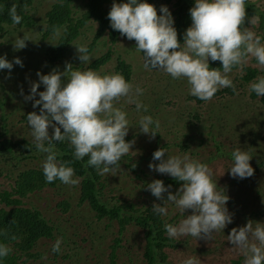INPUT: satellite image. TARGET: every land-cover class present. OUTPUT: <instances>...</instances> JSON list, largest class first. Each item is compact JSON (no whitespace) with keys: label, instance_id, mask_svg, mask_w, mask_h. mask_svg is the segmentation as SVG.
Masks as SVG:
<instances>
[{"label":"rangeland","instance_id":"rangeland-1","mask_svg":"<svg viewBox=\"0 0 264 264\" xmlns=\"http://www.w3.org/2000/svg\"><path fill=\"white\" fill-rule=\"evenodd\" d=\"M56 1L34 0L24 9L23 14L27 15V19L22 18L21 25L12 21L8 24L9 31L0 40V55H4L10 62L13 57H18L22 62V67L13 64L10 71L0 70V84L7 86L9 84L10 88L11 86L16 88L17 82L12 81L14 77L20 78L18 75L20 70H24L22 74H36L37 71L41 73L43 67L50 65L45 60V53L47 54L50 46L57 43L62 29L58 28L55 33L41 39L44 29H39V27H45V14L52 9ZM112 2L113 0H110L108 6H111ZM116 2L119 3L120 0ZM177 2V0L167 2L152 0V4L158 7V13L161 5L167 6L173 17L177 40L182 43L183 33L190 25L191 19L188 18V25L178 23L179 30L176 28V22L178 17L183 18L186 13H189V4L193 5V0ZM68 6L76 10V14H79L82 9L80 0H71ZM180 6L183 11L178 14L177 10ZM254 16L259 17V23L251 26L248 21ZM241 27H250L264 41V0H245V17ZM95 28V22L86 23L78 37L66 47L65 60L54 61V64L58 63L57 67L56 65L53 67L61 72L65 70L66 63L71 64L73 68L87 67L88 64L81 65L76 58L77 52L73 44H88ZM23 35L33 41H25L24 48L14 50L13 42L16 36L22 37ZM101 39V42L89 52L93 56L90 57L89 62L102 56L109 49L111 52L109 60L96 71L102 74L119 72L117 71V58L130 64V73L125 80L133 87L138 85L143 89L139 100L148 106V112L138 113L134 105L125 103L123 97L114 102L117 107L123 105L128 113L131 125L125 137L128 138L127 141H132V144L130 152L126 154L129 157L121 158L119 167L114 173L101 175L96 169L99 179L95 182V190L100 202L108 208L119 207L120 211L129 212L131 215L141 212L153 203L163 206V200L153 197L146 190L148 182L153 179L162 180L161 175H165L148 168L149 162L154 165L159 163V161L152 160V153L158 148L166 149L169 154L188 153L192 158L207 163L213 169L217 186L223 189L229 198L226 207L232 213V222L227 224L222 232L214 233L211 239L197 238L195 241L192 237L184 236L176 240L177 243L174 241L176 245L175 243L166 245L163 248L166 260L173 264H181L184 258L195 256L199 264H243V256L231 248L232 245L226 240V236L231 228L242 226L248 220L264 221V94L257 97L254 92H249V84L256 77L264 76V69L258 66L254 59H247L242 71L234 66L228 74L235 86V92L227 94L226 91L220 89L212 99L198 103L188 98L189 85L185 78L173 79L162 70L144 69L141 53L135 50L134 40L118 35L114 44H110L106 35ZM211 62L209 61V65ZM215 62H217L216 68H219L220 62ZM249 69L255 71L253 76L249 75ZM26 79L27 76L22 80L23 84ZM61 79L63 81L66 77L62 76ZM42 90L43 85H40V91ZM4 106H6L5 110L0 109V133L7 130V135L2 138L9 135L15 137L14 132L16 131L19 132L20 137L25 136L31 140V132L27 125L24 130L17 126L18 118L25 110L20 108L16 111L8 107L7 102ZM8 111L10 119L1 118V115ZM194 112H198L201 116L200 122L196 125L192 121ZM145 114L159 121V128L156 129L158 133L151 135L139 132V126L136 124L139 117ZM188 121L191 122L190 128H186ZM241 127L245 128L243 133L248 131L245 135L240 134ZM48 131L51 135V127ZM215 142L219 144V150H216ZM236 147L246 150L251 155L249 164L256 169L250 177L237 179L230 176L227 167L230 166L231 159H226L225 156H219L216 153H228ZM43 158L44 154L30 162L29 160L21 161L20 157L17 161L9 157L1 159L0 188L8 187V182L13 183L18 170L22 171L28 165L41 168ZM178 182V185L174 187L176 190L182 183ZM58 186L61 188L44 187L38 191L39 193L35 192L34 195L31 193L23 203L29 208L39 209L43 217L52 221L57 230L53 239L40 241V245H34L30 249V252L37 254L35 259L24 261L23 258L27 255L18 251L19 246L14 245L13 242L5 244L12 251L16 250V253L20 254L19 260L22 259V264H75L78 259L76 255L85 257L87 264H108L109 253L114 244L117 245L115 239L119 240V245L122 246L116 249L118 264H145L141 257L142 246L145 243L143 231L137 235L131 226H128L119 234L117 221L110 220L107 216L98 219L89 203L79 200L77 184L74 187L69 185L67 188H63L65 184L62 183ZM162 197L166 199L167 193H162ZM27 201L28 203L25 204ZM0 207H3V204L0 203ZM166 207L169 211L168 217H172L177 211L174 204L167 203ZM189 214L191 210H185L184 215ZM181 218V216L178 217L177 221ZM60 236L62 237L60 251L54 253L51 250L52 244ZM185 239H190L187 244ZM127 251H131L129 255L133 260L131 262L127 259Z\"/></svg>","mask_w":264,"mask_h":264},{"label":"clouds","instance_id":"clouds-1","mask_svg":"<svg viewBox=\"0 0 264 264\" xmlns=\"http://www.w3.org/2000/svg\"><path fill=\"white\" fill-rule=\"evenodd\" d=\"M190 25L178 42L173 17L165 5L157 9L147 0H113L107 13L110 27L126 39L135 41V50L142 53L144 69L162 70L173 79L185 78L188 95L201 101L212 99L222 88L235 92L229 73L236 66L241 71L246 60L252 58L264 69V41L250 27H241L245 17V0H193L189 9ZM13 23L20 22V16L12 9ZM248 23L256 25L259 17H251ZM27 36L17 37L13 49L25 47ZM33 41V40H32ZM81 65L89 64L87 44L75 43ZM209 61H219L220 67H209ZM13 64L22 67L18 57L8 61L0 55V70H11ZM38 81L32 82L25 100L32 101V107L39 106L38 113L26 115L35 150L43 153L41 170L46 183L59 180L62 184L75 186L78 183L71 167V161H61L55 142L67 141L73 149V157L81 160L87 156V166L94 167L101 175L114 173L122 157L130 152L132 141L124 137L131 125L124 106L114 102L125 99L139 112H148V106L139 97L143 89L126 81L119 72L101 73L88 67L73 68L65 64L63 72L53 68L47 74L36 73ZM66 77L62 81L61 77ZM38 85L43 90L37 92ZM22 91V90H21ZM249 92L257 97L264 94V76H258L249 84ZM38 98H34L37 97ZM139 132L154 135L158 133L159 121L151 115H141L137 121ZM51 127V135H49ZM165 153L167 155L165 156ZM230 176L244 179L253 174L249 164L251 155L236 147L232 150ZM148 168L160 174H167L182 182L176 193L168 191L162 180L153 179L146 190L153 197L163 200V206L153 203L154 214L169 215L167 203H172L181 219L175 223H164L167 238L179 240L184 236L196 239H211L216 232H222L232 222V213L226 207L228 196L219 188L213 169L205 162L192 158L188 153L169 154L158 148L152 153ZM162 193H167L166 199ZM190 209L191 214L184 215ZM227 241L232 249L243 256V264H264V221L248 220L239 227L229 230ZM62 237H57L52 252L60 251ZM11 249L0 243V264ZM181 264H199L195 256H188Z\"/></svg>","mask_w":264,"mask_h":264},{"label":"trees","instance_id":"trees-1","mask_svg":"<svg viewBox=\"0 0 264 264\" xmlns=\"http://www.w3.org/2000/svg\"><path fill=\"white\" fill-rule=\"evenodd\" d=\"M34 0H0V40L6 35L9 31L8 24L12 21L10 13L12 9H15V13L20 16V18L27 19V15L23 14L24 9L32 4ZM71 0H57L53 5L52 9L45 14L46 21L45 27L39 29H44L41 39L47 37L51 33H55L58 28L62 29L60 38L57 43L50 46L47 54L45 53V60L50 64L45 66L42 69L41 74H47L51 67L56 68L57 63L54 64V61L65 60L64 56L67 54V48L70 43L78 37L81 33V30L84 28L85 24L88 22H95L96 28L93 33L89 43L87 44L89 52H91L94 47L101 42V38L106 35L107 40L110 44H114L117 40V36L121 35L118 31L113 30L110 27L109 20L107 18V13L111 6H108L110 0H80L82 9L79 14H76V10H73L72 7H69L68 4ZM166 2L168 0H165ZM181 2L182 0H177ZM148 3L152 4V0H147ZM156 9V5L152 4ZM192 3L189 4V7H192ZM182 8H178L177 13L181 14ZM157 15H159L157 11ZM189 13H186L183 18L178 17L176 22V28L179 30L178 23L182 25H188ZM21 19L20 24L21 25ZM28 24V22H27ZM31 24V23H30ZM1 42V41H0ZM110 50L108 49L102 56L92 59L87 65L88 68L96 70L100 66L104 65L110 57ZM142 56V53H141ZM78 53L76 54V58ZM61 58V59H60ZM117 71H119L125 79L128 78L130 73V64L126 63L123 59L117 58ZM52 63V64H51ZM56 67H53L55 66ZM217 62L212 61L209 67H216ZM80 67V65H77ZM249 75L253 76L255 71L249 69ZM24 70H20L18 75L20 78L14 77L13 83L17 82V87L13 88L6 84H0V109L5 110L6 106L4 104L7 102V106L14 108L16 111H19L20 108L25 111L21 113L20 118H18L17 126L21 127L20 129L24 130V127L27 125L26 115L29 112L35 111L38 113L39 106L37 108L32 107L31 100H25L23 97L28 95L29 88L32 82L38 81L36 74H22ZM27 76L24 84L22 80ZM8 83V82H7ZM22 90V91H21ZM223 91H226L227 94H232L233 90L231 88H222ZM40 91V85H38L37 92ZM223 94V92L221 93ZM252 96V95H251ZM10 97L12 99L10 100ZM34 98H38L34 97ZM190 99L196 100L198 103L201 101L196 99L193 96H188ZM10 112L3 113L1 118L4 120L10 119ZM201 120V116L198 112H194L192 121L196 125ZM191 122L186 123V128H190ZM4 129V128H3ZM240 134H246L248 131H245L244 127L240 128ZM203 133V132H200ZM7 135V130H3L0 133V160L9 157V159L16 160L20 157L21 161L36 160L40 158L41 154L35 150L33 139L29 140L25 136H19V132H14L15 137L9 135L8 137L2 138ZM241 135V136H244ZM125 141L128 140L127 137H124ZM216 150H219V144L215 142ZM55 148L59 151L60 156L58 157L61 161H71V167L74 170V176L79 178L77 183L79 191V200L87 201L92 209L95 211V216L100 219L102 217L109 218L110 220H115L119 224L118 233L121 234L125 227L131 226L135 234L144 232L145 243H143L141 257L144 260L145 264H173L166 260L165 252L163 248L166 245H172L177 243L176 240H171L167 238L164 223H175L177 218L180 217V213L176 211L171 217H162L152 212L150 207L143 209L141 212L131 215L129 212H124L119 210V207H106L103 203L100 202L98 195L95 190V182L99 179L98 172L94 167L87 166V156L81 160L74 159L72 153L73 149L68 144L67 141L55 142ZM187 148V146H186ZM185 149V148H183ZM232 150H229L228 153H218L219 156H225L226 159H231ZM129 157V155H126ZM262 164V163H257ZM16 165V164H15ZM28 165V164H27ZM260 168V166H258ZM253 167V171H255ZM162 181L166 186H170L168 191L175 194L177 191L174 187L178 185V181L175 178L168 176L167 174L161 175ZM59 180H54L50 183L45 182L44 175L41 168L35 166H27L22 171L17 172V176L13 183L9 184L8 187L0 188V203L3 204V207H0V243L9 244L13 242L14 245L20 247L18 250L20 253H25L27 256L23 258L24 261L35 259L37 254L30 252V249L34 245H40V241L53 239L55 231L57 230L55 225L48 218L41 214L40 210L37 208H29V206H24V201L29 197V194L39 193L44 187L48 188H61ZM69 185H65L63 188H67ZM74 187V186H73ZM72 189V188H71ZM258 197V196H257ZM264 197V192H263ZM30 199V198H29ZM25 202V204H27ZM67 204V203H66ZM172 204V203H170ZM136 211V209H133ZM184 214V213H183ZM175 219V221H174ZM133 222V223H131ZM61 235V234H60ZM61 237V236H60ZM186 237V236H185ZM187 238H191L187 236ZM190 239H185L187 244ZM16 241V242H15ZM19 241V243H17ZM55 241V240H54ZM175 241V242H174ZM183 241V242H184ZM114 246L112 247L111 252L108 256V264H118L116 262V249L120 246V241L115 239ZM175 243V245H176ZM179 243V242H178ZM185 244V245H186ZM53 245V244H52ZM12 247V245H11ZM56 253V252H55ZM131 251H127V259L131 262L132 257H130ZM20 254L12 251L3 259L2 264H22L19 260ZM66 256V255H63ZM77 258L75 264H87L86 259L83 256L76 255Z\"/></svg>","mask_w":264,"mask_h":264}]
</instances>
